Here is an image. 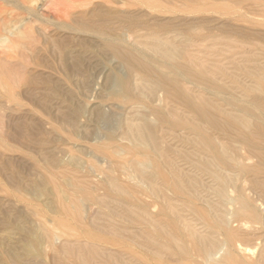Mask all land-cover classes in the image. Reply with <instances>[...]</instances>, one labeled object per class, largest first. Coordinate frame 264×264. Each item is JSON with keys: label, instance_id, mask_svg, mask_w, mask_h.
<instances>
[{"label": "rangeland", "instance_id": "1", "mask_svg": "<svg viewBox=\"0 0 264 264\" xmlns=\"http://www.w3.org/2000/svg\"><path fill=\"white\" fill-rule=\"evenodd\" d=\"M0 46V264H124L116 247L148 255L157 234L148 221L161 210H208L225 225L234 195L221 193L238 174L222 163L255 164L258 152L197 110L235 125L250 120L240 104L264 99L255 89L264 85V0H0ZM127 54L158 75L179 65L194 79L180 77L178 95H166L122 64ZM149 109L163 121L141 120ZM98 112L113 114L116 128ZM130 123L148 139L127 134ZM65 197L86 207L81 223L62 212ZM260 214L250 221L259 239L243 243L256 264ZM46 232L58 238L52 248Z\"/></svg>", "mask_w": 264, "mask_h": 264}, {"label": "bare ground", "instance_id": "2", "mask_svg": "<svg viewBox=\"0 0 264 264\" xmlns=\"http://www.w3.org/2000/svg\"><path fill=\"white\" fill-rule=\"evenodd\" d=\"M120 59L128 70L142 71L145 74V78L152 81L156 86L163 88L166 95L174 97L178 95V80L180 77L186 80L194 79L187 69L179 65L170 66L173 74L170 77L154 73V71L140 63L133 55H120ZM1 68L6 69V65L0 61V70ZM4 84L8 86V79L6 82L4 81ZM255 89L264 93V85L260 81L258 82V80L255 81ZM184 102L189 105L191 104L189 100H185ZM237 108L238 112H241L250 119L249 122L239 123L237 121L233 125L230 122L217 121L214 116L208 115L199 109L197 110L200 117L209 120L210 123H213L217 127H222L226 132L233 133L241 146L250 151L248 152L249 154L258 152L255 164H247L250 161V157L233 165L222 163L221 167L225 171H235L238 174V178L234 177L231 189L224 188L221 193L223 198H231L230 194L234 195L232 202H228L224 208L225 211L223 213L225 216L223 222L225 225L222 227L212 222L213 217L208 210L198 209L195 211L193 208L188 207L189 214L187 217L189 218H182L181 216L175 218L173 214L170 215L161 210L157 216L150 218L148 221L149 226L147 228L152 234L154 232L157 233L152 238L155 241H146L149 249H151L148 255H138L130 247H116L118 254L127 260L124 264H256V262L247 261L250 258L252 250L243 243L252 241L255 236L256 240L259 239V235L255 234V227L252 226L253 223L250 221L262 222L260 209L264 207V99L249 96L248 101L245 104H240ZM141 117V120L149 117L158 121H163L164 119L163 115L153 109L145 111ZM96 120L108 127L116 125L113 114L107 115L98 112ZM133 133L139 135L138 141L140 142L146 141L149 136L145 130H141L136 124L130 123L127 134L135 135ZM97 152L102 153L100 150ZM101 158L111 161L113 164H121L106 155H103ZM67 183L74 191L87 193L84 189L85 187L73 185L70 181H67ZM136 193L131 192L130 194L135 195ZM251 195L258 197V200L262 204L256 205ZM235 202L238 204V208L236 211H233L230 207ZM60 204L63 213H72L78 223L82 222V214H85L86 207L79 205L69 197L62 198ZM75 209L77 210L75 211ZM191 218L205 228L203 233L195 231L189 226V222L192 221ZM158 233L160 236H158ZM46 240L48 246L52 248L57 243L58 238L54 234L46 232ZM89 240L91 242L97 241L96 237L89 238ZM161 242H164V244ZM163 253L166 255L161 257Z\"/></svg>", "mask_w": 264, "mask_h": 264}]
</instances>
